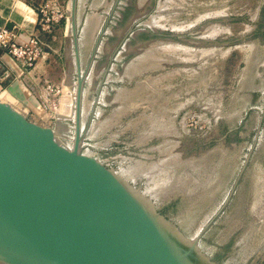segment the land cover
<instances>
[{"label": "rangeland", "instance_id": "obj_1", "mask_svg": "<svg viewBox=\"0 0 264 264\" xmlns=\"http://www.w3.org/2000/svg\"><path fill=\"white\" fill-rule=\"evenodd\" d=\"M54 6L48 16H58L41 31L54 79L32 122L70 150V0ZM76 21L87 69L80 154L112 169L188 238L235 185L198 247L219 264H264V0H77Z\"/></svg>", "mask_w": 264, "mask_h": 264}, {"label": "water", "instance_id": "obj_2", "mask_svg": "<svg viewBox=\"0 0 264 264\" xmlns=\"http://www.w3.org/2000/svg\"><path fill=\"white\" fill-rule=\"evenodd\" d=\"M76 6L70 0L76 71L70 150L49 128L0 103V264H219L198 240L235 185L205 227L188 238L112 169L80 154L87 69L80 64Z\"/></svg>", "mask_w": 264, "mask_h": 264}, {"label": "crops", "instance_id": "obj_3", "mask_svg": "<svg viewBox=\"0 0 264 264\" xmlns=\"http://www.w3.org/2000/svg\"><path fill=\"white\" fill-rule=\"evenodd\" d=\"M46 1L0 0V27L13 28L18 33V40L26 39L38 30V9ZM65 2L66 0H52V3H55L54 7L57 3L60 6ZM68 31L71 42L69 21ZM69 52H71V43H69ZM42 53L34 68L29 69L0 50V103L8 104L24 118L30 117L31 123L35 120L34 107L37 100L41 99V95H43L45 81L52 82L54 79L52 74L54 55L44 51ZM70 87L71 85H66L67 96H65L71 103L73 102L72 118L74 120L75 97ZM44 121L41 118V125Z\"/></svg>", "mask_w": 264, "mask_h": 264}, {"label": "built area", "instance_id": "obj_4", "mask_svg": "<svg viewBox=\"0 0 264 264\" xmlns=\"http://www.w3.org/2000/svg\"><path fill=\"white\" fill-rule=\"evenodd\" d=\"M52 0H47L45 4L38 9V30L24 40H18V33L13 28L5 26L0 27V50L10 55L16 61L22 63L25 67L33 69L38 61L42 50L41 31H46L52 19L58 14L53 13L50 18L48 15L53 12L50 10ZM46 82V89L52 96L61 93L59 87H54ZM52 84V83H51ZM52 86V87H51Z\"/></svg>", "mask_w": 264, "mask_h": 264}, {"label": "bare ground", "instance_id": "obj_5", "mask_svg": "<svg viewBox=\"0 0 264 264\" xmlns=\"http://www.w3.org/2000/svg\"><path fill=\"white\" fill-rule=\"evenodd\" d=\"M89 23V22H88ZM88 26V25H87ZM69 28H70V13H69ZM93 33V32H92ZM70 34H71V28H70ZM71 45H72V43H71ZM149 56V55H148ZM147 56V57H148ZM141 60V59H140ZM145 61V60H144ZM137 62V61H136ZM138 63V62H137ZM152 64V63H151ZM150 65V64H149ZM130 67H132V66H130ZM143 67V66H142ZM139 68V67H138ZM76 93V92H75ZM74 97H75V95H74ZM135 170V169H134Z\"/></svg>", "mask_w": 264, "mask_h": 264}]
</instances>
